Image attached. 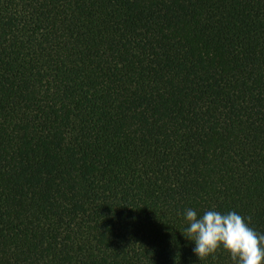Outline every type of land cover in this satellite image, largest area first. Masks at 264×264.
Wrapping results in <instances>:
<instances>
[{"label": "trees", "instance_id": "1", "mask_svg": "<svg viewBox=\"0 0 264 264\" xmlns=\"http://www.w3.org/2000/svg\"><path fill=\"white\" fill-rule=\"evenodd\" d=\"M189 207L264 233V0H0V264H233Z\"/></svg>", "mask_w": 264, "mask_h": 264}, {"label": "clouds", "instance_id": "2", "mask_svg": "<svg viewBox=\"0 0 264 264\" xmlns=\"http://www.w3.org/2000/svg\"><path fill=\"white\" fill-rule=\"evenodd\" d=\"M183 220L186 227L181 232L193 242L192 252L199 260L222 248L233 264H264V233L250 227L249 218L214 208L198 215L189 207L183 211Z\"/></svg>", "mask_w": 264, "mask_h": 264}]
</instances>
